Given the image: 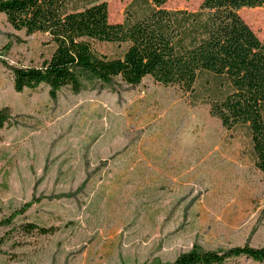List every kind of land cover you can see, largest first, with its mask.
Wrapping results in <instances>:
<instances>
[{
	"label": "rangeland",
	"instance_id": "1",
	"mask_svg": "<svg viewBox=\"0 0 264 264\" xmlns=\"http://www.w3.org/2000/svg\"><path fill=\"white\" fill-rule=\"evenodd\" d=\"M131 1L108 0L110 22ZM202 1L165 6L196 11ZM239 14L264 44V6ZM54 47L0 13V264H170L194 248L264 247V173L248 131L210 113L219 79L202 74L191 91L150 76L55 98L44 84L16 91L13 68L41 66ZM29 223L51 231L27 232Z\"/></svg>",
	"mask_w": 264,
	"mask_h": 264
},
{
	"label": "trees",
	"instance_id": "2",
	"mask_svg": "<svg viewBox=\"0 0 264 264\" xmlns=\"http://www.w3.org/2000/svg\"><path fill=\"white\" fill-rule=\"evenodd\" d=\"M167 1L132 0L124 19L112 23L108 0H0V13L15 30L46 33L55 46L41 66L13 68L16 91L44 84L55 98L63 87L109 86L115 77L135 86L147 76L191 91L208 73L223 88L210 113L228 130L248 131L255 165L264 173V44L239 14L264 6V0H203L196 11L169 9ZM96 42L117 45L121 54H100ZM25 228L51 231L34 223ZM240 256L263 262L264 247L194 248L170 264H224Z\"/></svg>",
	"mask_w": 264,
	"mask_h": 264
}]
</instances>
